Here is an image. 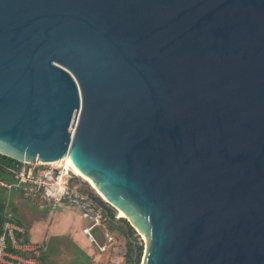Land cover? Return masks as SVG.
<instances>
[{
	"label": "water",
	"instance_id": "water-1",
	"mask_svg": "<svg viewBox=\"0 0 264 264\" xmlns=\"http://www.w3.org/2000/svg\"><path fill=\"white\" fill-rule=\"evenodd\" d=\"M0 154L68 156L142 264H264V0H0Z\"/></svg>",
	"mask_w": 264,
	"mask_h": 264
},
{
	"label": "built area",
	"instance_id": "built-area-1",
	"mask_svg": "<svg viewBox=\"0 0 264 264\" xmlns=\"http://www.w3.org/2000/svg\"><path fill=\"white\" fill-rule=\"evenodd\" d=\"M56 163L46 165L36 160L35 163L25 164L19 169L6 167L15 180L7 181L0 177V187L7 189L9 195L17 193L25 199L66 204L80 212L87 221L82 228V234L100 252L106 251L107 245L98 240L95 230L106 225L109 216L93 195L83 192L78 185H73L69 170ZM42 166L47 168L41 169ZM6 218L0 236V264H6L7 257L15 258L18 264H24V253L37 251L38 248H32L27 227L13 212L7 210Z\"/></svg>",
	"mask_w": 264,
	"mask_h": 264
},
{
	"label": "crops",
	"instance_id": "crops-1",
	"mask_svg": "<svg viewBox=\"0 0 264 264\" xmlns=\"http://www.w3.org/2000/svg\"><path fill=\"white\" fill-rule=\"evenodd\" d=\"M9 196L11 197V195ZM14 196L12 205H15L17 212L14 214L27 227L28 240L32 244V248H38L37 251L24 253V264H67L71 259L67 254L68 246L72 251L77 248L85 257L91 259L93 264H104L106 260L114 264L116 261L118 264H124V254L115 257L114 253L117 251V247H115L116 231L111 230L108 225H103L95 230L98 240L107 245V250L100 252L82 234V228L87 224V221L80 212L66 204L51 205L52 203L33 198L26 199L29 209L18 205L19 199L22 200V197L17 194ZM8 210L11 211L9 204ZM101 236L107 237L112 245L104 242L105 237L102 239ZM65 243H69V245ZM51 248L56 255H52ZM66 256L68 257L65 258ZM63 258L67 260L66 263ZM53 259H58V261L53 262ZM7 261L6 264H18L15 258L7 257Z\"/></svg>",
	"mask_w": 264,
	"mask_h": 264
},
{
	"label": "trees",
	"instance_id": "trees-1",
	"mask_svg": "<svg viewBox=\"0 0 264 264\" xmlns=\"http://www.w3.org/2000/svg\"><path fill=\"white\" fill-rule=\"evenodd\" d=\"M21 165H22L21 162L0 154V177L7 181H14L15 180L14 175L11 174V172H9L6 167L19 169L21 168ZM6 193L7 195H5ZM13 194H17V193H13ZM94 197L101 203V205L104 208V205L106 204L103 201H101L97 196ZM12 199L13 198L9 196V192L7 191V189L0 187V236L3 233L4 223L7 219L6 212L8 208L6 209V207H8V204L10 206L11 211H13V213H16V208L12 205L13 203ZM112 210L113 209L111 206H108L107 210L104 209V212L109 216V220L107 221L106 225H108V227L111 230L115 231V226H113L114 222H120V221L126 222L125 228L124 227L117 228L118 230H120V232L123 234L126 240V244H125L126 252L124 255L125 258L124 264H141L145 249L144 244L142 243V241L139 238V235L136 234L134 228L130 225V223L126 219L123 220L117 219L115 217V214L112 212Z\"/></svg>",
	"mask_w": 264,
	"mask_h": 264
},
{
	"label": "rangeland",
	"instance_id": "rangeland-1",
	"mask_svg": "<svg viewBox=\"0 0 264 264\" xmlns=\"http://www.w3.org/2000/svg\"><path fill=\"white\" fill-rule=\"evenodd\" d=\"M33 163H35V161ZM60 163H62V165L67 170H69L70 175L72 177L71 182L73 183V185H78L79 188L83 192L91 193L92 195L97 196L101 201H103L106 204V205H104V209L107 210L108 206H111L110 204H108L106 202V200L104 199V197L99 192L96 191V189L92 186V184L88 180H86L85 178H83L82 176H80L78 173H76L75 170H73L68 164H66V162L59 161L56 164H60ZM53 164H55V163H53ZM46 165H48V164H46ZM24 166H25V163H22L21 168L24 167ZM44 168H47V167H45V166H42L41 167V169H44ZM5 195H7V193ZM14 195L15 194H11V198H14L15 197ZM19 201H20V203L18 205H21L22 207L29 208L28 207L29 206V203L26 201V199L22 198V200L19 199ZM53 204L54 203H52L51 205H53ZM7 208L8 207H6V209ZM47 208H49V207H47ZM112 209H113L112 212L115 214V217L117 219H119V220L125 219L123 216L120 215V212L118 210L114 209L113 207H112ZM16 214H17V212H16ZM125 225H126V222H124V221L114 222L113 223V226H115V231H116V243H115V247H117V251L114 253L116 258L119 257V256H122L123 254L125 255V252H126V249H125V244H126L125 237L120 232V230L117 229L118 227H124L125 228ZM134 230H135L136 234L139 235L140 240L142 241V243L144 244V247L146 248V239H145V237L142 236V235H140L135 228H134ZM104 237L105 236H101L102 239ZM103 241L104 242H107L108 244H111L112 245V242L110 240H108L107 237H105L103 239ZM65 244L66 245H69V243H65ZM51 250H52V248H51ZM74 250L72 251V249H70L69 246H68L67 254L69 255V257L71 259H70V261L67 264H93L92 263L93 261L91 259H89L88 257H85L84 254H82V252H80L77 248H75ZM73 253H74V255H73ZM144 253H145V249H144ZM144 253H143V257H144ZM52 255H56L55 254V251H53V250H52ZM67 257L68 256H66L65 258H67ZM143 257H142L141 264L143 263ZM65 258H63V259H64V262L66 263L67 260ZM73 259H74V261H72ZM57 261H58V259H53V262H57ZM117 262L118 261H116L115 264H118ZM53 264H56V263H53ZM99 264H101V263H99ZM104 264H114V263H111L109 260H106Z\"/></svg>",
	"mask_w": 264,
	"mask_h": 264
},
{
	"label": "bare ground",
	"instance_id": "bare-ground-1",
	"mask_svg": "<svg viewBox=\"0 0 264 264\" xmlns=\"http://www.w3.org/2000/svg\"><path fill=\"white\" fill-rule=\"evenodd\" d=\"M60 161H64L66 162V164H68L73 170H75L76 173H78L80 176H82L83 178H85L86 180H88L90 182V180L88 178H86L84 175H82L80 172H78L69 162L68 160V156ZM59 162V161H58ZM57 162V163H58ZM53 164V163H50V165ZM59 165H62V163H60ZM91 183V182H90ZM92 184V183H91ZM93 186V184H92ZM94 187V186H93ZM95 188V187H94ZM96 189V188H95ZM102 195V194H101ZM103 196V195H102ZM120 212V215L123 216V217H126L125 214L122 212V211H119Z\"/></svg>",
	"mask_w": 264,
	"mask_h": 264
}]
</instances>
